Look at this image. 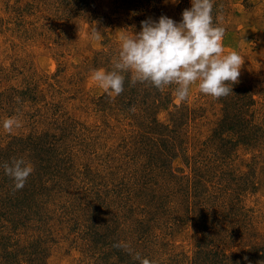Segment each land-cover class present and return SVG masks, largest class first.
<instances>
[{
	"label": "rangeland",
	"instance_id": "rangeland-1",
	"mask_svg": "<svg viewBox=\"0 0 264 264\" xmlns=\"http://www.w3.org/2000/svg\"><path fill=\"white\" fill-rule=\"evenodd\" d=\"M190 7L0 0V165L34 167L18 191L0 167V264H264V0H215L225 54L244 57L227 97L198 82L187 101L174 85L116 96L91 78L142 21Z\"/></svg>",
	"mask_w": 264,
	"mask_h": 264
},
{
	"label": "clouds",
	"instance_id": "clouds-1",
	"mask_svg": "<svg viewBox=\"0 0 264 264\" xmlns=\"http://www.w3.org/2000/svg\"><path fill=\"white\" fill-rule=\"evenodd\" d=\"M214 8L215 0H191V7L183 10L180 22L166 15L142 21L139 32L123 38L112 68L94 69L91 78L109 95L116 96L124 92L126 82L131 87L148 84L160 92L174 85V95L180 101L188 100L190 87L197 82L200 92L214 99L233 94L244 57L237 51L225 54L222 41L226 28L214 17ZM92 37L101 38L97 28ZM2 126L10 133L22 124L12 116L4 119ZM0 167L13 180L14 191L23 189L34 172L33 165L24 157H14ZM114 247L131 255L128 243L120 242ZM133 258L139 264H156L139 253Z\"/></svg>",
	"mask_w": 264,
	"mask_h": 264
},
{
	"label": "trees",
	"instance_id": "trees-1",
	"mask_svg": "<svg viewBox=\"0 0 264 264\" xmlns=\"http://www.w3.org/2000/svg\"><path fill=\"white\" fill-rule=\"evenodd\" d=\"M128 87H129V84L126 82V84H125V90H124V92L122 94L128 93ZM150 87L156 90V92L159 94V97H160V100H161V98L163 97L162 96L163 95V92H160L159 90H157L156 88H154L152 86H150ZM160 104H162V103H160ZM174 106L177 107V105H175V104H174ZM158 108H160V107H158ZM224 113L225 114L223 115V117L221 118V120L222 119H225V120L231 119V121H233V123H235L237 120L238 121L240 120L239 112H238L237 109H235V110H230L229 109V113H228V111H224ZM240 142H242V141H234V143L231 145V147H235V145L239 144ZM223 145H225V147H226L227 144H223ZM226 150H227V147H226ZM210 171H212V170H210ZM194 177H196L198 179V181H200L199 175H194Z\"/></svg>",
	"mask_w": 264,
	"mask_h": 264
}]
</instances>
